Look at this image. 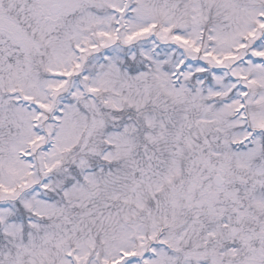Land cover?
Instances as JSON below:
<instances>
[{
	"label": "snow or ice",
	"instance_id": "snow-or-ice-1",
	"mask_svg": "<svg viewBox=\"0 0 264 264\" xmlns=\"http://www.w3.org/2000/svg\"><path fill=\"white\" fill-rule=\"evenodd\" d=\"M0 264H264V0H0Z\"/></svg>",
	"mask_w": 264,
	"mask_h": 264
}]
</instances>
